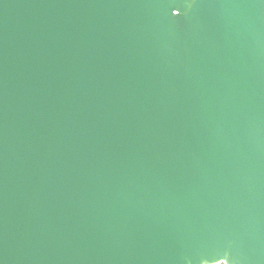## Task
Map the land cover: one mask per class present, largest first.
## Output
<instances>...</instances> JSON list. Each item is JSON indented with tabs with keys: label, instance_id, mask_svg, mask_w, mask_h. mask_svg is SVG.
Listing matches in <instances>:
<instances>
[{
	"label": "water",
	"instance_id": "95a60500",
	"mask_svg": "<svg viewBox=\"0 0 264 264\" xmlns=\"http://www.w3.org/2000/svg\"><path fill=\"white\" fill-rule=\"evenodd\" d=\"M0 264H264V0H0Z\"/></svg>",
	"mask_w": 264,
	"mask_h": 264
}]
</instances>
